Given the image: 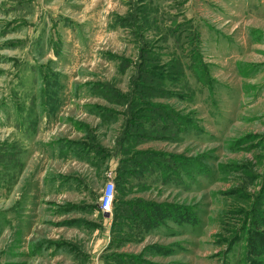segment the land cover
<instances>
[{"label": "rangeland", "instance_id": "obj_1", "mask_svg": "<svg viewBox=\"0 0 264 264\" xmlns=\"http://www.w3.org/2000/svg\"><path fill=\"white\" fill-rule=\"evenodd\" d=\"M113 251L264 264V0H0V264Z\"/></svg>", "mask_w": 264, "mask_h": 264}, {"label": "trees", "instance_id": "obj_2", "mask_svg": "<svg viewBox=\"0 0 264 264\" xmlns=\"http://www.w3.org/2000/svg\"><path fill=\"white\" fill-rule=\"evenodd\" d=\"M136 159L133 158V162ZM132 162V161H131ZM128 162L129 164L127 165V168H132L133 167V174L134 176H137L136 170H134V164L136 163H131ZM197 161H193V164H197ZM187 169H191V170H195V169H199L200 167L197 165L194 166H186ZM124 177V173L122 172L119 175V180L122 179ZM118 187L120 186L119 183ZM121 193L120 194H124L125 190L121 188ZM122 202V201H121ZM117 204V198L114 202V210H115V205ZM143 204V203H142ZM122 205L124 207V205L126 206V209H122V214L120 215L121 217L127 219L130 218L128 220L129 222V227L130 230L133 233L139 234V235H145V234H150L152 233V231L154 232V230H156V228L159 226L160 221L164 219V215H166V213H162V209L161 206L159 205H152V204H148V203H144V208L137 206V203L132 204L130 203H124L122 202ZM72 207V206H71ZM74 209V206H73ZM127 211H130V213H126ZM134 213V215L132 213ZM170 214V212H169ZM136 216H138L139 219L136 218ZM115 230H113L114 232ZM115 240H118V238L116 237ZM118 242V241H116ZM111 250V249H109ZM108 250V251H109ZM107 251V252H108ZM113 251V253H109V254H105L103 257L104 260V264H148V262H142L139 256L135 255V254H131V253H118ZM114 254V255H113ZM151 264V263H150Z\"/></svg>", "mask_w": 264, "mask_h": 264}, {"label": "built area", "instance_id": "obj_3", "mask_svg": "<svg viewBox=\"0 0 264 264\" xmlns=\"http://www.w3.org/2000/svg\"><path fill=\"white\" fill-rule=\"evenodd\" d=\"M107 179L108 180L102 189L101 196L99 197L98 207L102 213H111L116 200L115 177L111 173H107Z\"/></svg>", "mask_w": 264, "mask_h": 264}, {"label": "crops", "instance_id": "obj_4", "mask_svg": "<svg viewBox=\"0 0 264 264\" xmlns=\"http://www.w3.org/2000/svg\"><path fill=\"white\" fill-rule=\"evenodd\" d=\"M110 152V151H109ZM111 153V152H110ZM110 157V159H109V161H108V164L110 165V167L112 168V169H116L117 168V162H116V160L118 159V157H117V155H110L109 156ZM65 179L66 180H69L70 178L69 177H65ZM76 179V178H75ZM107 175L105 176V183L104 184H106V182H107ZM75 182H77V181H75ZM116 182V181H115ZM105 186V185H104ZM117 191H118V184H117V182H116V194H117ZM70 202V201H69ZM168 206V204H164V206ZM171 206V205H170ZM161 207H162V205H161ZM114 209V208H113ZM167 212H166V215H164L165 216V218L167 219L168 218V216H169V212H168V210H166ZM59 212V216L60 217H62L63 215H64V212L63 211H58ZM113 212V211H112ZM112 212L111 213H103V214H105L106 215V217L109 219V227L106 229V230H110L111 228H112V225L115 227V225H116V223H114V219L115 218H113V216L111 215L112 214ZM170 216L172 217V207H170ZM112 220H113V222H112ZM166 224V220L163 222V224L162 225H165Z\"/></svg>", "mask_w": 264, "mask_h": 264}]
</instances>
